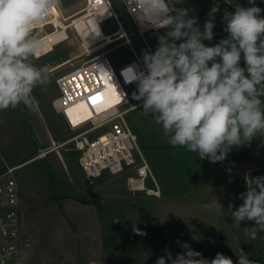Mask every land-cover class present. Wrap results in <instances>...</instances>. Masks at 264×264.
<instances>
[{
	"label": "rangeland",
	"instance_id": "obj_1",
	"mask_svg": "<svg viewBox=\"0 0 264 264\" xmlns=\"http://www.w3.org/2000/svg\"><path fill=\"white\" fill-rule=\"evenodd\" d=\"M215 2L181 0L178 4L182 8H189V16H195L203 29ZM218 2L220 11L216 14L213 40L204 42L208 45H214L228 35L222 20L224 10L234 12L236 4L253 6L249 0ZM84 4L85 0H61L63 19L56 17L54 22L63 28L71 26L68 28L70 38L56 44L48 54L31 57L32 63L44 69L47 76V83L37 84L33 89L31 106L21 104L16 109L0 110V142L3 141V151L10 163L22 165V161L28 162L15 170L20 190L31 191V185L35 183L37 189L47 195L52 194L53 190L65 197L76 196L94 202L106 222L107 254L104 264H155L159 257L165 255V249L173 256L182 252L180 245L185 242L209 260L220 252L232 258L234 264L244 254L258 264H264V232H258L253 238L251 227L255 226L254 222L243 221L238 226L228 208L230 203L234 205L233 210L243 203L239 195L252 187L250 178L264 176V136L255 138L250 144L245 142L243 147L251 151L244 159L227 156L215 163L208 159L201 160L197 153L170 145L162 126L155 123L151 116L142 114L143 102L132 98V93L136 91V85L133 84L126 86V92L134 104H141L130 112V123L152 171V175L146 179V187H159L160 195L147 190H132L128 183L129 176L134 174L132 170L120 174L104 170L99 177H86L78 162L80 150L75 141H71L84 128L71 129L64 115L54 107L53 100L59 94L56 78L69 69L72 62L86 58L83 55L75 59L80 54H92L121 37L111 38L106 43L94 40L90 23L71 15ZM112 4L137 53L142 56L143 50H149L148 46L155 51L157 36L163 35L166 29H160L159 32L147 29L142 33L123 0H112ZM255 6L264 10V5L258 0H255ZM261 16H264V11ZM68 21L70 25H67ZM98 25L106 34L118 26L114 20ZM72 26L77 29L74 30ZM51 28L48 27V30ZM65 32L66 29H62L54 34H42L36 53L49 50L50 45L63 37ZM122 42L120 40L107 46L110 49L108 55L116 69L135 59L130 46L120 44ZM105 130H96L88 136L95 137ZM44 156H47L48 165L52 168V174H47L49 178L46 179L39 167ZM50 183L53 187L49 186ZM134 227L145 235H138Z\"/></svg>",
	"mask_w": 264,
	"mask_h": 264
},
{
	"label": "clouds",
	"instance_id": "obj_2",
	"mask_svg": "<svg viewBox=\"0 0 264 264\" xmlns=\"http://www.w3.org/2000/svg\"><path fill=\"white\" fill-rule=\"evenodd\" d=\"M60 3L0 0V110L30 107L33 89L47 83L45 70L31 61L39 44L33 32ZM143 4L155 17L150 25L157 32L166 31L157 36L154 52L143 50V68L130 65L122 74L127 83L136 85L132 98L143 102L142 114L162 126L168 143L215 163L233 148L264 136V10L255 6V0H249L251 7L236 4L234 12L224 10L228 35L214 45L204 42L213 40L218 0L203 29L188 8L171 9L167 0H143ZM250 181L252 187L239 195L243 203L235 210L231 203L228 208L238 226L254 222L255 238L264 232V176ZM180 246L183 251L175 256L165 249L155 264H234L223 253L209 260L186 242ZM236 264L258 262L244 254Z\"/></svg>",
	"mask_w": 264,
	"mask_h": 264
},
{
	"label": "built area",
	"instance_id": "obj_3",
	"mask_svg": "<svg viewBox=\"0 0 264 264\" xmlns=\"http://www.w3.org/2000/svg\"><path fill=\"white\" fill-rule=\"evenodd\" d=\"M123 2L142 33L147 29H154L149 22L155 20V17L145 10L143 0H123ZM59 9L63 13L60 6ZM71 15L76 19H86L89 23L91 17L99 16L100 25L108 20H114L118 24L117 29L107 35H115L113 39L121 36L122 38L110 44L123 40L120 44H128L135 54V59L116 69L108 55L110 51L107 49L110 45L108 44L92 54H80L75 59L83 55L86 58L80 62H72L69 69L57 76L59 94L53 100L54 107L64 115L71 129L84 128L71 140L75 141L76 147L80 150L79 165L89 179L101 176L104 170H109L112 174L132 170L134 174L128 178L132 190H147L152 194L160 195L159 187L157 189L146 187V179L152 175V171L140 150L138 135L129 118L130 112L141 103L134 104V100L127 94L126 86L134 83H127L122 74L130 65L137 64L143 68L141 56L125 33L112 0H85L84 6ZM52 16L53 12L50 11L45 21L34 29L33 35L36 38L43 33H54L58 30L59 26L53 22ZM48 27L52 28L48 30ZM148 48L149 51L154 52L150 46ZM110 86L116 100L111 106L98 112L95 103L104 97V91ZM82 101H86L95 110V114L90 120H82L75 125L68 110ZM99 129L106 130L89 138L88 134ZM15 170L14 166L7 167L0 174V264H31L20 255L21 200ZM37 264H49V262L41 261Z\"/></svg>",
	"mask_w": 264,
	"mask_h": 264
},
{
	"label": "crops",
	"instance_id": "obj_4",
	"mask_svg": "<svg viewBox=\"0 0 264 264\" xmlns=\"http://www.w3.org/2000/svg\"><path fill=\"white\" fill-rule=\"evenodd\" d=\"M179 1L167 0V3L171 9L182 8ZM22 162V165L10 163L3 151V141L0 142V174L7 167L18 169L28 163ZM33 184L31 191L20 190L21 258L32 264L41 261L49 264H104L106 222L97 205L74 196L56 200L51 193L47 195ZM25 242L32 243L25 245Z\"/></svg>",
	"mask_w": 264,
	"mask_h": 264
},
{
	"label": "bare ground",
	"instance_id": "obj_5",
	"mask_svg": "<svg viewBox=\"0 0 264 264\" xmlns=\"http://www.w3.org/2000/svg\"><path fill=\"white\" fill-rule=\"evenodd\" d=\"M53 12V22H54V18L56 17H59L61 18L63 13H61V11L58 9H52L51 10ZM63 19V18H61ZM93 19L96 21V23L98 24V19H99V16H94ZM141 21H143L141 19ZM55 23V22H54ZM71 22L68 21L67 25H70ZM144 23V21H143ZM59 28L56 32L54 33H57L58 31H61L62 29H66V32L64 34L63 37H61L59 40H56L53 42L52 45H50V48L49 50L45 51L44 53H41V54H35V56L37 57H40V56H43L45 54H48L50 53L53 49H54V46L60 42H63L65 40H68L70 37L68 35V28H70L71 26H68L67 28H63L61 27L60 25H58ZM74 28V30H76L77 28L75 26H72ZM54 33H48V34H54ZM77 33L79 34V36L81 37V32L78 30ZM45 34V33H43ZM42 35V34H41ZM41 35L38 36V38H36L39 41H41ZM108 36V35H107ZM115 35H112V36H108L109 39L111 38H114ZM124 36V35H123ZM122 38V36H121ZM116 100V97L114 96L113 94V91H112V88L111 86L107 88V90L104 91V97L95 103V109L100 112L101 109L105 108V107H109L113 104V102ZM69 114H70V118L72 120V122L75 124V125H78L82 120L83 121H87V120H90V118L92 116H94L95 114V110L86 102V101H82V102H79L77 104H75L74 106L70 107L69 110H68Z\"/></svg>",
	"mask_w": 264,
	"mask_h": 264
},
{
	"label": "trees",
	"instance_id": "obj_6",
	"mask_svg": "<svg viewBox=\"0 0 264 264\" xmlns=\"http://www.w3.org/2000/svg\"><path fill=\"white\" fill-rule=\"evenodd\" d=\"M90 27L92 29V32L94 34V40L98 41V43H106V42H109V37L107 36V34L102 31V29L100 28V26L96 23V21L91 18L90 20ZM117 29V28H116ZM115 29V30H116ZM114 30V31H115ZM241 66H243V61H241ZM264 99V98H262ZM251 149L250 148H247V147H239V148H233L229 153H228V157H231L233 159H238V158H241V159H244L249 153H250ZM47 160H49L47 158V156H44L41 160H40V163L41 165L39 166L40 169H42V175L43 177L46 179V178H49L47 177V174L48 175H51L52 174V168L50 165H48V162ZM50 187H53V184H49ZM51 197L56 199V200H59L61 199L62 197H65L63 195H59L58 193H55L53 190H52V194H51ZM76 197V196H74ZM80 200H82L83 202H91V201H86V200H83L81 199L80 197H76ZM94 203V202H93Z\"/></svg>",
	"mask_w": 264,
	"mask_h": 264
},
{
	"label": "water",
	"instance_id": "obj_7",
	"mask_svg": "<svg viewBox=\"0 0 264 264\" xmlns=\"http://www.w3.org/2000/svg\"><path fill=\"white\" fill-rule=\"evenodd\" d=\"M258 1H260L263 5H264V0H258ZM35 102V101H34ZM38 108V107H37ZM39 109V108H38ZM42 116V115H41ZM42 118V120L44 121V118H43V116L41 117ZM44 123H45V121H44ZM60 157H61V155H60ZM30 243H32V242H25L24 244L25 245H29Z\"/></svg>",
	"mask_w": 264,
	"mask_h": 264
}]
</instances>
